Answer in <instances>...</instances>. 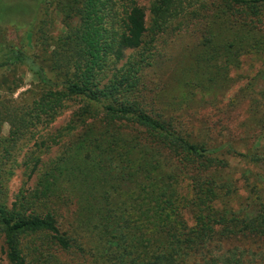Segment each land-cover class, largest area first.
I'll list each match as a JSON object with an SVG mask.
<instances>
[{
  "label": "trees",
  "instance_id": "16d2710c",
  "mask_svg": "<svg viewBox=\"0 0 264 264\" xmlns=\"http://www.w3.org/2000/svg\"><path fill=\"white\" fill-rule=\"evenodd\" d=\"M68 1L66 31L52 39L48 57L21 43L0 62L25 67L37 79L35 117L78 100L92 124L64 144L31 189L9 195L5 182L14 169L6 167L12 155L5 144L20 140L27 121L19 108L0 103V125L7 120L15 127L0 143V244L8 264H69L58 255L74 250L87 264H180L188 252L223 240L264 239V185L250 190L247 175L235 183L228 177L234 174L225 155L244 156L185 134L164 108L178 96L149 103L143 84L149 33L167 31L172 18L203 6L208 24L193 62L175 76L180 99L182 92L225 83L239 57H261L256 124L264 130V0H156L150 27L132 0ZM165 154L190 169L187 194L179 193ZM242 181L246 205L233 206ZM71 207L72 222L61 231L58 218ZM26 236H43L49 245L25 246ZM210 263L231 260L211 256Z\"/></svg>",
  "mask_w": 264,
  "mask_h": 264
},
{
  "label": "rangeland",
  "instance_id": "374dc122",
  "mask_svg": "<svg viewBox=\"0 0 264 264\" xmlns=\"http://www.w3.org/2000/svg\"><path fill=\"white\" fill-rule=\"evenodd\" d=\"M132 1L145 10L146 25L150 27L151 9L156 0ZM68 2L0 0V62L7 57L10 46L18 47L21 43L29 53H37L41 58L44 55L48 57L51 50L47 47L52 39L57 40L66 31L62 8ZM118 4L126 6L129 2ZM118 8L122 10L121 6ZM205 16L203 6L192 5L183 14L172 18L167 31L149 33V51L144 54L149 64L143 79L144 89L147 90L149 103L163 96L170 99L178 96L175 104L164 108L168 116L176 118L178 128L185 134L214 144L229 145L237 154H242L244 157L225 155L234 174L228 177L235 183L241 174L247 175L246 183L251 190L249 185H264V130L256 124L257 104L261 103L256 75L263 58L254 55L239 57V66L234 64L228 67L229 79L225 83L206 89L197 88L188 95L182 92L185 89L181 87L182 100L175 82L180 68H187L193 62L202 38V29L208 24ZM39 88L37 79L25 67L2 66L0 63V103L8 104L10 110L19 108V117L27 121V128L20 134V140L15 145L5 144L12 155L6 167L14 169V175L5 182L6 187H9V195L15 194L20 188L24 191L31 189L50 162L61 154L64 144L91 124V119L84 113L83 104L78 100L57 104L58 107L49 117L43 114L35 117V103L42 94ZM13 127L11 121H1L0 143L9 138ZM246 156L257 158L258 161L250 162ZM163 158L179 182V193L187 194L191 186L190 169L180 164L178 158H168L166 154ZM244 184L243 181L238 184L242 190L238 189L233 206L239 203L242 207L246 205L248 194L242 187ZM72 211L74 213L73 207L63 211L58 218L61 231L69 229ZM32 243L49 245L48 239L43 236L37 239H32V236L24 238L25 246ZM211 256L229 258L231 264H264V239L250 237L246 240H223L213 243L202 253L188 252L180 264H211ZM58 258L69 264H87L76 250L65 256L58 255ZM0 264H8L1 244Z\"/></svg>",
  "mask_w": 264,
  "mask_h": 264
}]
</instances>
